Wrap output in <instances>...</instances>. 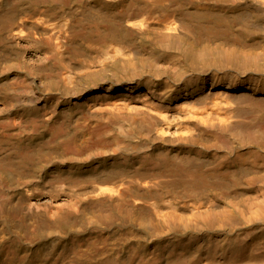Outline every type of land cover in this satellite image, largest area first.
I'll use <instances>...</instances> for the list:
<instances>
[{
    "label": "bare ground",
    "instance_id": "6f19581e",
    "mask_svg": "<svg viewBox=\"0 0 264 264\" xmlns=\"http://www.w3.org/2000/svg\"><path fill=\"white\" fill-rule=\"evenodd\" d=\"M61 1L66 2V0H0V13L3 10L6 12L5 15H21L27 10L32 12L29 17H23L16 24L15 30L5 34V38L16 48H20L25 42H30L35 47L41 37L43 42L49 44L59 55L85 58L81 62L86 64L87 70L84 67L85 73L82 76H75L66 70L55 85L68 91L65 102L70 113L74 109L83 110L85 114L98 120L102 126L115 127V130L96 134L101 153H111L113 159L118 157L121 151L136 154L135 159L141 160V164L146 167H143L145 172L148 169L161 172L170 168V165L187 161L192 164L198 173V179L205 182L206 186L210 184H213L212 187L218 186L216 193L219 194H225L224 191L229 184L240 183L243 175L250 176L263 171L264 164H261V160L257 157L256 148H264V46L256 50L257 52H252L253 48L248 51V47L246 52L242 50V53H238L235 48L237 47L238 50L240 48L236 45L230 51H222L216 49L217 47L211 48L209 44L214 43L217 40L216 36L220 34L226 36L232 33L234 28L238 29L235 35H241L242 32H257L264 36V0H210L209 2L185 0L182 4L177 0H169L171 11L158 19L154 17L155 9L153 10L141 0H85L89 2L88 7L79 9L77 13H73V10L72 13L59 10L53 14L48 10H41L46 3L56 5ZM6 17L4 18L7 19ZM85 27L101 31L102 37L94 41L85 39L81 32ZM32 29H36L39 35L34 34L36 31L32 33L34 31ZM94 34L97 35V32ZM57 65L59 66L58 63ZM54 76L56 79V75ZM217 87L220 88L214 91L213 89ZM117 91H120L119 98L113 101L105 99L108 97L105 93H117ZM128 92L137 93L140 101L134 100L132 96L128 98ZM100 93L103 95L99 96ZM85 95L90 98H85ZM149 96L155 100L166 101V104L150 101ZM181 98L184 99L179 101ZM73 119L76 121L75 118ZM199 143L211 144L209 151L231 153L232 158L230 157L224 164L218 163L213 166L215 168L209 167L212 160L203 157L202 153L187 155L186 161L179 160L178 157L166 159L169 149L191 148ZM156 151L159 153L156 154ZM103 163L107 164L108 161L104 160ZM115 169L114 166H110L101 172L102 182L106 184L95 192L97 194L94 195L92 204H95L97 208L102 209L108 204H119L129 196H126V188L129 185H134L147 193V191L154 192L157 187H160L159 183H162L152 180L151 176L147 175L148 172L134 176L136 180L131 181L127 179L128 176L125 180L118 175V177L115 176L117 174ZM254 180L256 178L251 179V181ZM102 182L99 183L102 184ZM207 183L210 184L207 185ZM257 197V201L251 203L247 213L242 216L246 222L264 220V185ZM137 204L133 203L132 206L127 207L130 210L142 208ZM158 206L155 205L150 211L155 216L153 222L159 230L182 232L198 225L210 223L219 225L228 221L227 217L213 215L214 206L207 200L196 207L191 206L190 215L186 218H180L181 215L172 218L169 211L163 213ZM170 207L178 211L175 205ZM199 258L200 264H211L210 253H205ZM257 264H264V258Z\"/></svg>",
    "mask_w": 264,
    "mask_h": 264
},
{
    "label": "rangeland",
    "instance_id": "374dc122",
    "mask_svg": "<svg viewBox=\"0 0 264 264\" xmlns=\"http://www.w3.org/2000/svg\"><path fill=\"white\" fill-rule=\"evenodd\" d=\"M75 1H61L56 5L46 3L41 10L45 9L53 14L59 10L66 13H77L89 5V2L85 0ZM141 1L151 6L153 10L155 9L156 19L164 17L171 11L169 0ZM177 1L180 4L185 2V0ZM204 1L209 2L210 0ZM172 6L176 7V5ZM5 13L2 10L0 16ZM31 13L27 10L21 15L8 14L10 18L7 14V17L6 15L0 17V264H200L199 256L205 253L211 254V264H257L260 262L264 258V220L246 222L242 216L247 213L248 206L258 199L257 196L264 185V168L260 174L243 175L240 183L229 184L226 187L228 190L225 188V194L221 193V195L216 193L218 186L212 187L213 184L210 183H207L210 186H206L205 182L198 179L195 168L186 161L187 155L202 153L203 157L212 160L209 167L215 168L213 166L218 163L224 164L230 157L232 158V154L228 152L209 151L211 144L199 143L196 147L169 149L166 159L178 157L179 160L183 159L186 162L170 165V168L161 171L163 174L153 169H148V173L145 172L146 167L141 164V160L135 159L136 154L121 151L122 153L113 159L111 153H101L97 145L96 134L106 130H115V127L102 126L98 120L88 116L83 110L74 109L70 113L65 102L68 91L55 85L66 70L75 76H82L87 70L86 64L81 62L85 58L82 59L75 55H59L49 44H45L41 37L37 41L41 44L36 43L37 49L30 42H25L20 48H16L10 41H6L5 34L15 30L16 24L23 17H29ZM85 28L81 32L84 38L86 37L85 39L88 38L87 40L94 41L103 35L97 29ZM32 30L29 31L32 33L36 31L34 34L39 35L36 29ZM95 31L97 35L94 34ZM236 31L238 29L234 28L232 33L226 36L223 34H220V37L216 36L217 42L209 46L213 49L217 47L216 49L222 51H230L236 45L240 49L242 47L241 50L235 48L238 53L246 52L248 47V51L253 48L251 51L255 52L264 46L262 34L242 32L241 35H235ZM237 36L239 38H236ZM198 45L200 47V44ZM74 69L77 70L76 73ZM219 88L213 90L216 91ZM119 92L105 93L108 96L105 99L116 100L120 97ZM128 95V98L132 96L134 100L137 99L136 101L140 99L135 92H128ZM86 97L90 98L88 95H85ZM149 97L150 101L166 104V101ZM182 99L184 98L179 101ZM53 110L56 111L53 112ZM256 151L261 164H264V148H256ZM103 156L104 158H100ZM104 160L108 163L104 164ZM110 166L117 168L115 176L118 175L125 180H136L134 176L144 172L151 176L152 180L162 183H159L160 187H157V190L147 191V193L134 185H129L130 189L126 188V196L129 195L125 198L126 200H122L119 204H108L100 209L92 204V201L95 198L94 195L97 194L95 192L105 187L104 184H106L101 179L102 170ZM191 171L195 173L192 174ZM194 174L197 175L194 176ZM255 178L256 180L251 181ZM191 184L194 186L192 187ZM199 184L202 185L199 186ZM144 198L145 200H142ZM202 200L211 201L214 206L212 214L216 217H227L228 221L219 225L212 223L198 225L182 232L159 230L153 222L155 216L150 210L155 205H160L158 207H161L163 213L169 211L172 218L178 215L179 217L181 215L180 218H186L190 215L191 206L200 205L203 203ZM133 203H138L137 205L142 208L128 209L127 206H132ZM174 205L175 209L180 210L179 212L172 210L170 206ZM50 215L52 217H49ZM80 215L81 218H79Z\"/></svg>",
    "mask_w": 264,
    "mask_h": 264
}]
</instances>
